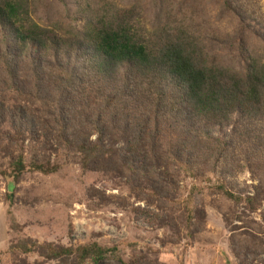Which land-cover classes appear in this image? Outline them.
Returning <instances> with one entry per match:
<instances>
[{
    "label": "trees",
    "instance_id": "trees-1",
    "mask_svg": "<svg viewBox=\"0 0 264 264\" xmlns=\"http://www.w3.org/2000/svg\"><path fill=\"white\" fill-rule=\"evenodd\" d=\"M33 13L32 0H0V97L28 104L11 115L19 136L49 133L43 153L33 149L28 160L23 139L8 168L0 166L13 184L8 192L26 173L54 175L76 158L84 173L125 178L141 201H176L183 175L214 177L212 189L235 205L264 198V64L224 67L184 23L152 41L130 13L81 9L82 27L73 32L42 27ZM230 127L229 138L215 135ZM241 169L257 181L254 194L232 184ZM10 251L62 264L122 261L117 247L97 242L65 248L21 240Z\"/></svg>",
    "mask_w": 264,
    "mask_h": 264
},
{
    "label": "rangeland",
    "instance_id": "rangeland-1",
    "mask_svg": "<svg viewBox=\"0 0 264 264\" xmlns=\"http://www.w3.org/2000/svg\"><path fill=\"white\" fill-rule=\"evenodd\" d=\"M32 3L34 22L58 32L79 30L81 9L101 17L130 13L133 25L148 40L184 23L207 40L208 52L224 67L241 71L252 59L264 64V0ZM20 105L28 109L12 93L0 97V109L6 111L0 119V166L4 169L24 139L11 119ZM231 133V127L215 131L216 136L228 138ZM39 135L34 141L25 136L28 160L33 149L44 152L41 146L49 133L41 130ZM210 180L183 175L176 201L157 202L137 199L126 179L113 173H84L76 158L54 175L26 173L11 192L7 187L13 186L12 181L0 177V264H62L36 253L17 259L19 253L10 249L21 240L65 248L89 242L117 247L122 261L108 259L101 264H264V198L255 207L235 205L218 195L212 189L214 177ZM232 184L242 193L258 185L242 169ZM11 193L14 197L8 201Z\"/></svg>",
    "mask_w": 264,
    "mask_h": 264
}]
</instances>
